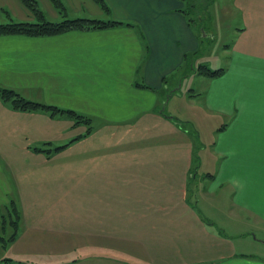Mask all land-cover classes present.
<instances>
[{
	"label": "crops",
	"instance_id": "0c3cea01",
	"mask_svg": "<svg viewBox=\"0 0 264 264\" xmlns=\"http://www.w3.org/2000/svg\"><path fill=\"white\" fill-rule=\"evenodd\" d=\"M37 1L46 19L63 17L52 0ZM61 1L70 18L124 23L55 36H0V86L92 120L73 125L66 117L14 110L0 99V242L9 249L0 260L264 264L252 252L264 247V0H232L237 25L216 77L190 61L206 48L207 16L191 21L185 0H104L106 7L96 0ZM35 19L22 0H0V23ZM197 75L201 111L220 121L206 156L213 176L205 178L209 192L230 194L219 223L203 217L205 209L189 193V186L205 182H193L200 175L197 136L164 106L184 96L196 101L194 87L184 83ZM186 108L194 125L201 121L200 106ZM44 142L70 143L49 157L32 149ZM203 155L200 166L207 162ZM14 200L17 227L3 218ZM236 211L245 218L241 226L250 225L248 243L227 235Z\"/></svg>",
	"mask_w": 264,
	"mask_h": 264
},
{
	"label": "rangeland",
	"instance_id": "374dc122",
	"mask_svg": "<svg viewBox=\"0 0 264 264\" xmlns=\"http://www.w3.org/2000/svg\"><path fill=\"white\" fill-rule=\"evenodd\" d=\"M231 3H232V0H211L209 1V6L207 7V10H205V15L207 16L206 18L207 25H206V29L202 31V34H204L202 36L205 37V40H206V48L205 50H202L203 52L202 54L198 53L197 55L192 54L190 56V61L191 62L195 61L194 67L196 70L199 68L200 65L204 63L208 64L210 62L209 66L212 68V70L218 69L226 64L227 61H226L225 55L228 53V50H226L227 49L226 44L227 43L230 44L232 42L233 40L232 34L235 31L234 27L237 25V20L235 18L236 10L231 8L230 6ZM37 6H38V3H37ZM29 10L33 12L31 9ZM33 15L35 14L33 13ZM35 17L37 18L36 15ZM72 17H75V16H72ZM62 19L64 18L62 17L59 20H62ZM11 21H15V20H10L8 22H11ZM212 34L214 35L213 40L210 39L212 38L211 36ZM201 78H202V75H197L195 77H192V79H190L189 82L185 81L184 83L185 89L190 88V85L194 87L193 89L194 94L195 96L198 95L196 101H194L192 98L184 96L182 101L180 100V104L171 105L170 107H168L167 105H164L166 109L170 111V113H174V116L177 119L182 120V123H185V126H189L192 133H194V131L198 133V135L196 133L195 134L197 136L196 155L198 156L199 161L203 154H204L203 158L204 156L205 158H207L206 156H210L213 143L215 142L214 121L216 120L217 123L220 122L219 120L214 119V117H211V118L205 117L201 111V104H200L201 96L200 94H198L200 92L199 85L201 82ZM203 85L204 84H202V86ZM173 92H177V90H173ZM189 93L193 94V92H189ZM166 95L168 94L166 93ZM193 98H196V97H193ZM194 102H197V103L193 105ZM172 103H174V101H172ZM175 106L177 108H175ZM199 106H200V109H197V112L199 114L197 118H199L200 116L199 119H201V121L198 120L196 122V125H194L193 122L190 121L192 120L191 115L194 116L193 114L194 112L193 113L190 112L186 107L199 108ZM68 119L73 123V125H85V123L75 124L74 119H70V118ZM209 119H212V120H209ZM69 143H67V146L69 145ZM205 147L207 149L206 151H203ZM208 160H210V158H207V162L204 161L202 166H199L197 170V172L200 175L202 174L204 177L200 178V175H199L197 178H195V180H193L194 183H196V181L199 182L200 179L205 181V178L208 177V172L211 171V168L213 166V164H209ZM206 163H207V166H206ZM200 182L202 181L200 180ZM203 183L204 185L200 187V189H199V186L194 185L195 195L191 199L198 206L197 208L200 209V204H201L202 208L205 209V212L204 211L202 212L203 217L209 218V216H211L212 218H214V216H216L217 219L216 218L215 219L219 223L220 218H225L226 215H228L223 210V208H225V206L228 207V204L230 203L229 201L230 194H225V195L223 194L219 195L220 193L213 194V191H210L211 192L210 193L208 191L210 180L205 181ZM5 213H6V216H9V218L11 219L17 218V215L15 213L13 214L9 213L8 210H6ZM235 214H237L238 217L237 216H235V218L234 216L233 218L231 217L232 230H230L227 235L229 239L232 238L233 240L237 241L238 244L240 242L248 243L250 241V237H249L250 235L248 234L250 233V225L243 224V226H241L240 220H245V218L240 216L239 211L238 212L236 211ZM235 214L233 213V215ZM242 231L244 232L246 231V232L242 233ZM11 232H12V229H10L9 233L11 234ZM252 252H255L256 254H260L261 256H263V259H264V247L263 246H261V248L259 249L252 248ZM6 255H9V249H5L2 243L0 242V258Z\"/></svg>",
	"mask_w": 264,
	"mask_h": 264
},
{
	"label": "trees",
	"instance_id": "16d2710c",
	"mask_svg": "<svg viewBox=\"0 0 264 264\" xmlns=\"http://www.w3.org/2000/svg\"><path fill=\"white\" fill-rule=\"evenodd\" d=\"M101 6L106 7L104 0H96ZM209 1L211 0H185L186 9H184L185 13L190 15V20L195 21V18L198 20H204L205 10L209 6ZM23 4L27 6L29 9L33 11V13L37 16L36 21H11L6 23H0V36H9V35H21L28 37H40V36H55L60 35L70 31H85L90 29H103L109 27H115L119 25H123V21L108 19L102 20L97 18H70L65 13L66 7L61 0H52L55 7L59 10V12L63 15L62 20L60 21H51L46 19L44 12L40 9L39 3L37 0H22ZM38 3V6H37ZM195 17V18H194ZM130 25V24H127ZM206 29V28H205ZM225 68H220L216 70L210 69L207 65H200L197 71L203 75H207L209 77L219 76L224 72ZM0 99L3 103L14 110L19 111H27V112H41L49 115L50 117L60 118L66 117L70 119H74L75 124L85 123L90 124L91 118L81 114L73 109L62 108L54 104L34 101L31 99H27L17 90L10 87L0 86ZM165 116L171 117L168 114L164 113ZM175 123L183 128L184 130L190 132L191 134H197L196 131L192 133L189 126H185V123H182V120L173 118ZM91 126V125H89ZM91 127H88V132H90ZM196 133V134H195ZM78 136L75 139L80 138ZM65 145L53 146L52 142H44L43 144L35 145L32 147L33 150L44 152L47 156H52L55 152L61 150L66 147ZM195 169H198L200 166V161L198 156L196 155L195 150ZM213 176L212 174H208ZM189 193L192 197L195 195V190L190 188ZM9 213H15L17 218H9L6 214H3L4 222L17 227L18 220L21 218L20 211L16 205L15 200L12 201L8 206ZM5 229V228H4ZM14 239L16 238V232L12 235ZM1 263L12 264L13 261L11 259H3L0 260Z\"/></svg>",
	"mask_w": 264,
	"mask_h": 264
}]
</instances>
